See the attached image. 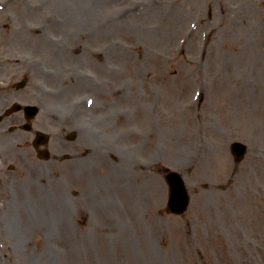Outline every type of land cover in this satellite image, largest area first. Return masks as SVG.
<instances>
[{"label":"rangeland","instance_id":"rangeland-1","mask_svg":"<svg viewBox=\"0 0 264 264\" xmlns=\"http://www.w3.org/2000/svg\"><path fill=\"white\" fill-rule=\"evenodd\" d=\"M52 7L0 0V57L38 70L35 93L91 158L75 177L69 159L40 161L34 182L20 177L21 191L2 193L9 215L22 199L29 217L28 183L45 201L56 195L49 181H62V227L50 226L49 242L0 227V264L33 263L44 242L51 264H264V0ZM235 140L247 145L239 162ZM166 167L191 194L182 216L164 214Z\"/></svg>","mask_w":264,"mask_h":264},{"label":"flooded vegetation","instance_id":"flooded-vegetation-1","mask_svg":"<svg viewBox=\"0 0 264 264\" xmlns=\"http://www.w3.org/2000/svg\"><path fill=\"white\" fill-rule=\"evenodd\" d=\"M11 61L17 63L15 67H10ZM27 61L0 57V223L5 210L1 204L7 200L2 193L14 185L20 171H24L22 175L34 171L43 150L51 151L53 158L67 154L81 158L89 152L82 149L79 140L76 144L66 141L61 116L58 119L55 115L49 99L35 93L31 77L37 69L26 66Z\"/></svg>","mask_w":264,"mask_h":264},{"label":"bare ground","instance_id":"bare-ground-1","mask_svg":"<svg viewBox=\"0 0 264 264\" xmlns=\"http://www.w3.org/2000/svg\"><path fill=\"white\" fill-rule=\"evenodd\" d=\"M53 7L51 10H54V6H59L62 4L63 12H65L66 8L67 11H70V6L74 5L75 0H52ZM59 4V5H58ZM35 205L33 207L32 214L27 217L26 214L28 213L26 206L24 203H22V199L18 202L21 204V206L18 207V209L15 212H12L5 223H2L3 227L6 229L7 226H11L12 229L15 230L16 235L15 237L17 239H22L24 241H30L32 237L37 233H43L42 236H44V241L49 242L51 234L50 232V226L61 225L62 227V192L57 193L56 195H48L45 198V201L43 203V199L40 193H37ZM18 205V204H17ZM44 209H47L51 212V219H49L46 216V211ZM18 214L24 219L20 221H15L14 218L18 216ZM53 215V216H52ZM13 220V221H12ZM66 221V220H65ZM60 237V236H59ZM48 239V240H47ZM46 242L43 243L41 250L35 249L37 252L34 257L33 263L29 261L30 264H51L48 262V260H45V254L49 252V249H47V245L45 246ZM27 252V251H26ZM39 254V257L37 256Z\"/></svg>","mask_w":264,"mask_h":264},{"label":"water","instance_id":"water-1","mask_svg":"<svg viewBox=\"0 0 264 264\" xmlns=\"http://www.w3.org/2000/svg\"><path fill=\"white\" fill-rule=\"evenodd\" d=\"M237 146L239 148L237 153L240 151V153L242 154L241 146L235 144L233 147H237ZM166 178H167L166 180H168V182L170 183V187H171L170 197L169 200H167L168 201L167 211L181 213L184 210L188 200V196L186 194V191L184 190L185 188L182 184L180 177L176 173H169L167 174Z\"/></svg>","mask_w":264,"mask_h":264}]
</instances>
